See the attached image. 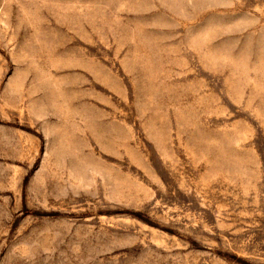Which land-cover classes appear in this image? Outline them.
Returning a JSON list of instances; mask_svg holds the SVG:
<instances>
[{
  "label": "rangeland",
  "instance_id": "obj_1",
  "mask_svg": "<svg viewBox=\"0 0 264 264\" xmlns=\"http://www.w3.org/2000/svg\"><path fill=\"white\" fill-rule=\"evenodd\" d=\"M0 264H264V0H0Z\"/></svg>",
  "mask_w": 264,
  "mask_h": 264
}]
</instances>
